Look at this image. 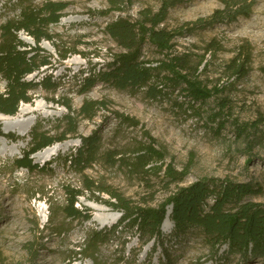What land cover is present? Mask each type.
<instances>
[{"label": "rangeland", "instance_id": "rangeland-1", "mask_svg": "<svg viewBox=\"0 0 264 264\" xmlns=\"http://www.w3.org/2000/svg\"><path fill=\"white\" fill-rule=\"evenodd\" d=\"M19 1L0 0V26L17 18L26 5L36 7L45 1H57L68 4V10L50 28L54 43L43 41L40 45L53 56L52 65L25 79L38 82L50 76L59 83L58 88L53 91L40 87L30 92L32 103L21 104L18 114L13 116L17 118L18 131H5L0 121L3 135L18 138L13 142L0 136L4 139L0 140V264H167L162 249L154 241L144 243L137 232L105 244L96 254V262L80 254L92 230L115 225L122 216L106 205L105 201H112L107 193L85 192L83 177L66 164V157L82 145L81 138L94 134L101 139V157L86 176L135 206L156 208L178 187L206 178L252 183L263 193L249 200L264 204V0H248L254 2L249 17L192 29L173 40L174 49L169 57H185L191 71L197 69V76L207 89H221L204 105L197 103L194 113L178 90L159 100H152L146 90L120 91L102 82L86 93L80 91L86 75L104 70L112 57L122 52L105 34V28L117 18L137 22L145 11L155 15L163 0H122L123 11L115 10L112 0H27L23 4ZM223 1L194 0L171 8L160 28L172 32L192 26L198 20L210 18L216 10H224ZM19 38L35 47L23 33ZM143 49L144 59L154 66L166 59L150 46ZM59 51L72 53L61 61ZM234 65H247V74H232ZM6 87L7 83L0 79V91L5 92ZM87 101L103 105L95 118L84 120L78 112ZM63 103L70 104L75 111L71 116L78 119L77 133L51 146L59 149L49 160L38 162L37 154L43 151L32 155L33 163L44 171L18 169L15 161L29 151L33 128L40 126L55 136L67 128L64 117L70 113ZM27 105L39 108L21 113ZM121 115L133 121L124 122ZM238 126L247 127L249 144L238 136ZM149 145L164 153V169L158 178L151 173L146 176L131 171L122 162L115 166L107 162L108 152L132 162L137 150ZM167 166L185 173L184 182L171 185L163 181ZM68 188L84 191L76 207L92 214L90 222L64 219L61 208L66 203ZM51 206L59 213L52 223ZM107 215L119 218L101 224L99 220ZM164 222L161 231L168 240L171 264H220L218 257L223 256L226 246L214 257L199 231L175 238L172 222L169 229ZM32 243L38 250L35 261L27 249ZM226 264H239V259L231 257Z\"/></svg>", "mask_w": 264, "mask_h": 264}, {"label": "trees", "instance_id": "trees-1", "mask_svg": "<svg viewBox=\"0 0 264 264\" xmlns=\"http://www.w3.org/2000/svg\"><path fill=\"white\" fill-rule=\"evenodd\" d=\"M27 0H20L23 4ZM194 0H163L160 11L153 15L149 11L141 14V20L117 18L105 28V34L122 50L112 57V62L107 63L104 70L97 74H88L81 83L82 93L102 82L120 91H141L152 100H159L178 90L186 100L188 108L193 110L195 105H204L210 98L221 92L220 88L209 90L197 76V69H193L185 57L169 55L173 51V40L177 36H183L192 29L201 27H213L216 23H231L240 17H249L254 2L248 0H224L225 9L216 10L208 19H201L180 31L168 32L160 28L165 22L169 9L185 5ZM115 10L123 11L125 3L122 0H112ZM20 15L10 19L0 26V79L7 83L5 92L0 91V114L13 117L18 114L21 104L32 103L30 92L40 87L47 90H56L59 83L45 76L41 81L25 80L27 76L40 72L44 67L52 65L53 56L46 54L40 47L43 41L54 43L55 38L49 34L50 28L64 17L68 10V4L57 1H45L39 6L26 5L21 8ZM23 33L29 37L35 47L19 38ZM150 46L166 58L154 66L144 59L143 51ZM61 61H66L72 51H59ZM73 53L78 54L73 50ZM247 64V63H245ZM247 65H234L232 74L245 76ZM70 114L64 117L67 128L60 135H51L50 131L35 127L30 133V149L24 153V157L15 161L18 169L30 171H44L35 165L32 155L43 149L51 147L58 142H64L68 135L77 133L78 119L71 116L75 111L68 103L62 104ZM103 102H86L78 112V116L84 120L93 119L101 110ZM179 107H184L177 103ZM126 123L133 121L128 117L120 116ZM222 129V125L219 126ZM237 134L249 144L250 134L247 127L238 126ZM0 136L3 135L0 126ZM11 141L18 138L8 135ZM99 137L96 134L87 138H81L82 145L66 157V164L83 177L85 192L94 194L107 193L111 200L105 201L106 205L121 212L119 222L104 229L92 230L85 240L84 248L80 254L97 261L96 254L105 244L111 240L122 238L125 234L137 232L144 243L154 241L156 247H160L171 264V255L167 247V239L162 234L163 222L168 217L174 225L175 238L185 236L193 231H199L206 244L214 253V257L220 254L224 246L223 256L218 257L220 264H226L231 258H238L239 264H251L254 261L264 263V204L250 201L253 196H259L261 188L252 183H234L229 180L206 178L192 183L190 186L178 187L171 192L168 198L158 207H139L132 204L121 194H117L106 188H101L86 176L88 169L97 163L101 157ZM153 142V141H152ZM136 156L131 161L125 158H116L117 154L108 152L106 159L112 166L121 162L131 171L143 175L149 173L159 177L164 166V153L149 145L137 150ZM161 164L160 166H158ZM185 173L175 171L167 166L163 174V181L169 184L183 183ZM66 203L61 208L65 220L88 223L92 214L87 210L76 207L80 197L84 196L83 190L66 189ZM50 223L58 216V211L50 207ZM29 256L35 261L38 256L36 244L27 246ZM201 264V263H194Z\"/></svg>", "mask_w": 264, "mask_h": 264}, {"label": "bare ground", "instance_id": "bare-ground-1", "mask_svg": "<svg viewBox=\"0 0 264 264\" xmlns=\"http://www.w3.org/2000/svg\"><path fill=\"white\" fill-rule=\"evenodd\" d=\"M38 108H39V105L37 107H35V108L30 107L29 105H27V106H23V108L21 109L20 112L21 113L33 112V111L38 110ZM0 121L3 124V127H4L5 131H7V132L8 131H13V130H16V131L19 130V126L17 125V118L16 117H9V116H5V115L0 114ZM0 140L4 141V139L1 138V137H0ZM19 145H22L21 142L19 143ZM58 149H59V146L46 148L45 150H43L42 153L37 154L38 155L37 156L38 162H44L46 160L51 159L52 157H54L56 155V153L58 152ZM95 209L100 210L99 207H95ZM170 213H171V211H169L168 217L166 218V220L164 222L165 228H167V229H169L170 226H171L170 225V221H169ZM118 218L119 217L117 215H107V216H104V218L100 219L99 222L101 224L111 223V222L113 223V222H116L118 220Z\"/></svg>", "mask_w": 264, "mask_h": 264}, {"label": "water", "instance_id": "water-1", "mask_svg": "<svg viewBox=\"0 0 264 264\" xmlns=\"http://www.w3.org/2000/svg\"><path fill=\"white\" fill-rule=\"evenodd\" d=\"M3 115V114H2Z\"/></svg>", "mask_w": 264, "mask_h": 264}]
</instances>
